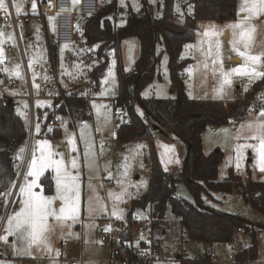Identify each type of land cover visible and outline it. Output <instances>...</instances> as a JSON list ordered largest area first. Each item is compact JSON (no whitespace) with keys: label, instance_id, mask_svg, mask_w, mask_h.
Returning a JSON list of instances; mask_svg holds the SVG:
<instances>
[{"label":"rangeland","instance_id":"rangeland-1","mask_svg":"<svg viewBox=\"0 0 264 264\" xmlns=\"http://www.w3.org/2000/svg\"><path fill=\"white\" fill-rule=\"evenodd\" d=\"M104 3H115L121 8L114 16L117 26L124 24L126 10L140 11L144 6L152 16L160 14L158 7L159 0H99ZM21 4V12L27 14L29 9L28 0H17ZM8 4V0H5ZM243 0H239L240 7ZM179 13L183 21V12L178 6ZM22 15V16H25ZM26 15V16H27ZM20 17V15H17ZM242 17L237 15L234 20H199L196 27L195 40L186 44L182 56L191 58V63L185 69V84L190 99L221 100L231 101L245 96V89H249L254 82L247 76L233 75L231 84L224 85V92L220 93L222 77L219 68L215 74L212 71L211 58H207L208 67L205 68L207 50V37L203 36L206 29L215 26L216 30H223L228 25L237 22ZM22 19V18H21ZM19 20L20 34L25 44L28 64H36L38 71L32 70V84L35 95L34 112L32 114L31 100L29 99V79L26 72L24 60L19 48V38L16 28L12 24L0 26V49L3 50V63L0 69L4 72V77L0 79L2 91L15 97V109L19 111L28 124V137L20 143L14 153L15 167L18 174L14 183L15 188H11V195L5 196V205L0 213V236L6 235L7 217L18 211L22 206L23 197L19 193V187L26 184L25 175L29 171V164L33 158V152L40 156L41 145L38 142L47 141L48 147L44 148V154L51 151L54 155L52 159H63L65 166L75 174L80 172V201L78 219L65 221L59 224L49 218L51 231L47 233V246L52 251L49 252L45 244L33 245L30 249L32 255H18L16 250L26 247L24 241L18 240L14 236V242L0 240V261L3 264H110L108 255L110 246L102 243L97 235L96 229L100 216L116 218L113 212L122 214L123 218H128V207L133 197L143 194L149 185L151 177V156L146 140H134L130 142L122 141L117 133V128L130 121L129 114L124 107H116L115 97L118 91L117 58L114 52H110V61L105 75L101 78L98 91H90L92 83L89 71L95 64V59H85L84 51H89L84 44L82 21L78 27V39L73 44L58 43L51 37L53 34V21H47L48 33L44 23L32 18L30 24ZM249 24L254 26V32L249 45L252 55L264 54V15L253 17ZM35 30L32 31V28ZM27 30H31L33 36H26ZM228 37H221L224 42L225 69L236 67L237 60H228L231 55L227 43ZM205 41V43H201ZM54 48H50L52 44ZM191 47H186V46ZM51 49V51H50ZM203 49V51H202ZM122 68L126 73H130L135 68V63L140 54V40L133 36L122 40L120 44ZM70 52V53H69ZM155 55L159 56L156 65L157 74L153 81L148 83L141 91L142 99H162L172 101L175 94L170 90L171 81L168 68V56L163 47L156 46ZM20 66L21 77L15 75L16 66ZM31 66V67H32ZM90 66V67H89ZM7 69V71H3ZM259 70L264 71V68ZM33 72L36 73L33 80ZM109 72L112 73L109 76ZM39 81H36V78ZM107 78V83H104ZM17 81L18 88H13L10 81ZM246 81V83H244ZM38 85L39 87H37ZM71 93L79 91L84 96H89V101L85 108L73 111V114L55 112V96H59L61 91ZM264 87L258 94V99H249L251 105H259L264 101ZM262 100V101H261ZM39 102V103H38ZM135 112L144 120L146 111L138 100H133ZM139 109V111H138ZM248 117L233 120L229 124L222 126H208L202 134L203 150L211 153L220 150L223 153V160L220 163L218 179L228 176L230 168L243 178L248 175L256 181H264V172L259 169V158L251 148L238 152L237 146L245 143L256 144L257 141L237 139L250 135L247 129L241 132V125L255 122L259 112H252L249 109ZM86 115V116H85ZM49 119L55 121V125L50 124ZM39 125V132H37ZM87 125V127H85ZM55 129L59 130L58 135H54ZM84 131L85 139H81V130ZM153 141L156 154L164 173L177 176L184 167L188 154V146L184 140L174 134H169V139L156 129H152ZM71 141V142H70ZM108 144V145H107ZM91 145L88 159H85V151ZM143 145V147H138ZM164 146H168L167 148ZM24 149L23 152L20 150ZM77 159V169L71 168V161ZM178 161V162H177ZM89 162L92 166L89 167ZM239 165V166H237ZM49 173L53 179V191L51 193L41 192L44 196L56 195L55 171L53 168H46L43 174ZM116 185V186H114ZM126 189V191H125ZM121 193L123 195L121 196ZM176 195L178 198L188 202L196 203L197 198L190 190L187 183L182 180L178 182ZM120 196V199H116ZM4 200V199H3ZM15 201V204H13ZM199 201L217 212L236 214L248 221L250 227L246 230L236 231L232 242H222L208 244L202 241L188 238L180 218L175 215L171 207H168L165 222L154 230V235L159 240L160 261L153 264H181L183 260H194L197 256L208 252H215L216 258L213 264H242L236 259V254L244 248H249L255 237L258 247V257L248 260L245 264H264V213L256 210L241 193L236 190L231 193L212 192L211 195L202 194ZM1 203V200H0ZM54 203L53 207L59 209L61 205ZM132 218L137 222L150 228L151 207L136 208ZM84 244L85 250H82ZM59 250L60 255L56 256ZM63 252V258L61 255ZM83 257V262L79 258ZM102 258V261L98 259ZM7 259V260H6ZM111 264H120L114 260Z\"/></svg>","mask_w":264,"mask_h":264},{"label":"trees","instance_id":"trees-1","mask_svg":"<svg viewBox=\"0 0 264 264\" xmlns=\"http://www.w3.org/2000/svg\"><path fill=\"white\" fill-rule=\"evenodd\" d=\"M178 6L183 12V21ZM158 7L160 14L157 16H152L146 6L140 11L128 9L124 24L117 26L111 15L118 14L121 8L115 3L100 4L98 12L88 16L83 24L84 44L87 49L95 52V64L89 71L92 83L90 91H98L101 78L109 66L110 52H114L118 76L114 105L124 107L130 117L129 122L117 128L118 136L124 142L146 140L151 156L148 188L140 196L131 199L129 217L126 219L130 227L135 228L140 222L132 218L134 210L150 206V222L154 231L165 222L167 209L171 207L172 212L180 218L189 239L210 245L232 242L236 231L250 227L248 221L236 214L217 212L203 205L199 197L202 194L211 195L212 192L231 193L236 190L256 210L264 213V181H256L250 175L243 178L233 168H230L226 178L218 179L223 153L220 150L205 153L202 134L208 126H222L248 117L251 106L249 99H258L264 87V79L254 82L245 91V96L236 100L190 99L185 84V69L192 59L183 57L182 51L186 44L195 40L199 20L236 19L237 0H159ZM133 36L140 40V54L134 70L126 73L122 68L120 44L123 39ZM158 44L168 56L170 90L175 94L172 101L156 98L146 100L140 95V91L157 74L159 56L155 55V50ZM50 48H54V44ZM134 99L144 107L145 120L135 112L132 104ZM54 100L55 112L73 114V111L79 112L85 108L89 96L79 91L65 93L62 90ZM154 126L167 139L169 134H174L188 146L183 170L177 176L166 174L161 169L152 135ZM28 134L27 126L15 112L14 100L0 95V193H8L17 180L14 153ZM58 134L59 130L55 129L54 135ZM182 180L196 196V203L177 197V185ZM41 182L46 193L53 191V179L49 173L41 178ZM5 196H0V211L4 207ZM257 257L255 237L249 248L236 254V259L242 264ZM181 264L213 263L210 254L206 252L203 261L188 259Z\"/></svg>","mask_w":264,"mask_h":264},{"label":"snow or ice","instance_id":"snow-or-ice-1","mask_svg":"<svg viewBox=\"0 0 264 264\" xmlns=\"http://www.w3.org/2000/svg\"><path fill=\"white\" fill-rule=\"evenodd\" d=\"M77 2L78 0H73L74 4ZM121 2H123V0H121ZM12 3L16 8L17 15H19L21 12V4L18 3L17 0H12ZM48 3L51 4V0H48ZM31 7L35 12L37 7L36 0H32ZM0 10H3L5 15L8 14V4L5 3V0H0ZM239 11L240 13H248V15L227 26V28L230 30V36L227 38V43L229 46L228 50L230 53H234L235 56L242 61V63H239L236 67L225 69V46L224 42L221 40V37L225 36V32L223 30L218 31L215 29V26H212L211 28L206 29L203 33V36L208 38V47L206 52H204L206 56L204 67L207 68L209 66L207 63V58H211L212 71L214 74L217 71L218 66L220 75L222 77L221 88L218 89L220 93L224 92V85L231 84V77L233 75L247 76L250 81L264 79V71L259 70L260 68H264V54L252 55L249 51L252 33L254 32V26H251L249 21L253 17L264 15V0H243V4ZM51 19L54 18H50V20ZM53 31H55V28H53ZM0 35H3L2 31H0ZM201 43L203 44L205 41H201ZM186 47L191 46L189 45ZM3 56V50L0 49V63H3ZM227 59L232 60L233 56L228 55ZM31 66L32 64L30 63L29 67ZM3 71H7V69H3ZM15 75L17 77H21L19 65L16 66ZM111 75L112 73L109 72V76ZM35 77L36 73L33 72V80H35ZM104 83H107V78L105 79ZM36 86L39 87L38 85ZM245 91H247V89H245ZM140 115H143V113L140 112ZM36 127L37 132H39V125ZM85 127H87V125H85ZM245 129L248 130L250 135L243 137L238 136L237 139L243 138L245 140H254L257 141V143H245L238 145L237 150L240 152L246 148L253 149L259 158V169L260 171L264 172V107H261L259 110L258 118L255 122L241 125V132H243ZM81 139H85L83 129L81 130ZM38 143L41 145V154L39 157H37L35 151L33 152V158L29 164V171L25 175L26 180H28V177H32V179L28 180L26 184L19 187V193L22 197H24L21 200L22 207L7 217V227L5 229L6 235L0 236V240H3L4 242H8L9 236H15L18 240L25 242L26 247H21L20 249L16 250V254L18 255L31 256L32 253L30 249L32 246H39L40 244H45V246L48 248V251L51 252V247L47 246L46 244L47 233L51 231L52 228V226L49 224V218H52L54 221L62 225L63 222L69 220L75 222L79 215V170L73 174V172L65 166L63 159H52L54 154L51 151H49L47 155L44 154V148L48 147L47 141ZM138 147H143V145H139ZM164 147L167 148L168 146ZM20 151L23 152L24 149H21ZM90 151L91 145H89L85 151L86 160L88 159ZM77 163V159L73 157L71 161V168L77 169ZM88 166L91 167L92 162H89ZM46 168H53L55 171V196H44L41 193L33 191L34 188L39 186L38 180L40 176L43 175V172ZM15 187L16 186L13 185V188ZM11 194V192L0 193V196ZM122 195L123 193H121V196ZM120 198V196L116 197V199ZM56 200L62 202L58 211L53 207V204ZM13 204H15V201H13ZM113 215H115L117 219L123 218L122 214H118L115 211L113 212ZM0 219H3V217H0ZM105 231H111V227H106ZM141 239H143V237H141ZM59 255L60 252L57 250L56 256ZM0 264H3V261H0Z\"/></svg>","mask_w":264,"mask_h":264},{"label":"built area","instance_id":"built-area-1","mask_svg":"<svg viewBox=\"0 0 264 264\" xmlns=\"http://www.w3.org/2000/svg\"><path fill=\"white\" fill-rule=\"evenodd\" d=\"M100 4L99 0H80L79 7H74L73 0H51V4L48 3V0H39V13L35 18L46 25L48 17H55L57 25L56 41L58 43L73 44L77 42L80 23L84 22L88 16L96 14ZM20 19L11 10L7 15L0 14V26L8 23L18 28ZM23 20L28 22L29 17H24ZM82 55L85 59H91L95 57V52L92 50L84 51ZM35 68H38V66L35 65ZM261 107H264L263 103L251 105L250 110L259 112ZM50 124L55 125L56 123L51 120ZM109 226L111 231H105V228ZM149 227L147 228L146 225L139 223L132 229L127 219L103 217L97 226L96 232L99 240L110 246L109 263L111 264L114 260H117L120 264H153L160 261L159 240L154 235L151 222ZM216 256L215 252L210 253L212 261ZM82 259L83 257L80 258V260ZM194 260L197 262L203 261V255L197 256Z\"/></svg>","mask_w":264,"mask_h":264},{"label":"crops","instance_id":"crops-1","mask_svg":"<svg viewBox=\"0 0 264 264\" xmlns=\"http://www.w3.org/2000/svg\"><path fill=\"white\" fill-rule=\"evenodd\" d=\"M29 1V3L27 4V7H29V9L31 8V4H32V0H28ZM8 2H9V6H8V13L12 10L16 15H17V12H16V8L14 7V5H13V3H12V0H8ZM79 2H80V0H78V2L77 3H73V6L74 7H79ZM36 4H37V7H36V10H35V12L33 11V10H31L30 12H28V15L26 16L25 14H23L22 12H20V18H22L21 20H23V18L24 17H29V21L28 22H25L24 20H23V22L24 23H27V24H30V22H31V19L32 18H35V16L36 15H38V13H39V0H36ZM101 4H106V3H104L103 1L101 2ZM237 9H238V13H239V15L241 16V17H244V16H246V15H248V13H240V5H239V0H237ZM0 14H5L4 12H3V10H0ZM22 15H25V16H22ZM50 18H54V19H51L50 20ZM53 21V23H52V26H53V28H55V31L53 32V34H51V37L52 38H54L55 40H56V29H57V25H56V18L55 17H48L47 19H46V25H44L45 27V30H46V32L48 33V24H47V21ZM10 25V24H9ZM14 26V25H13ZM15 27V26H14ZM16 28V27H15ZM16 30H17V33H18V38H19V48H20V51H21V55H22V59L24 60V64H25V67H26V72H27V75H28V79H29V86H30V88H29V99L31 100V109H32V114H33V112H34V100H35V95H34V91H33V84H32V70H35V71H38L39 69L38 68H35V65L36 64H34L32 67H29V60H28V58H27V53H26V49H25V44H24V41H23V39H22V37H21V34H20V27L18 26V28H16ZM35 30V27H33L32 28V31H34ZM31 30H27L26 32H27V35H25V37L27 36H33L31 33H33ZM224 32H225V37H229L230 36V30L228 29V28H225L224 29ZM263 33H264V29H263ZM70 53V52H69ZM232 56H233V61L234 60H237V62H242L238 57H236L235 56V54L234 53H232L231 54ZM4 77V72H2V70L0 69V79H2ZM36 81L38 82L39 81V78L37 77L36 78ZM9 83H11V86L13 87V88H18V83H17V81H14V80H12V81H10ZM0 95H3V96H6V97H9V98H11V99H13L14 100V102H15V105H16V100H15V97L14 96H12V95H10V94H7V93H5V92H3L2 91V86L0 87ZM57 96H55V98H56ZM54 98V99H55ZM262 101V100H261ZM262 103L264 104V101H262ZM15 112L22 118V120L24 121V123H25V125L27 126V128H28V124H27V121L24 119V117L22 116V114L19 112V111H17L16 109H15ZM24 141V140H23ZM22 141V142H23ZM45 175V173L42 175V176H40V178H39V180H38V187H36V188H34L33 189V191L34 192H37V193H41V192H43L44 191V189H43V185H42V182H41V178L43 177ZM251 176V175H250ZM252 177V176H251ZM32 179V177H28V180H31ZM28 180H26V183L28 182ZM45 192V191H44ZM43 192V193H44ZM46 193V192H45ZM44 193V194H45ZM6 198H7V196H6ZM24 198V197H23ZM60 201L59 200H56L54 203H59ZM6 203V202H5ZM5 203H4V205H5ZM22 207V206H21ZM3 210V209H2ZM2 211H0V213H1ZM103 217H105L104 215H102V216H100L99 217V219H98V221L100 222V220L103 218ZM99 222H98V225H99ZM10 242H14V236H11V238H10ZM160 248V247H159ZM82 250H85V247H84V244L82 245ZM1 252L2 251H4V250H0ZM62 253V255H61V258H63L64 256H63V252H61ZM1 255H3V253H1ZM82 256H80L79 258H76V259H80ZM7 260V259H6ZM84 260L82 259L81 260V262H83ZM98 261H102V258H100V259H98Z\"/></svg>","mask_w":264,"mask_h":264},{"label":"water","instance_id":"water-1","mask_svg":"<svg viewBox=\"0 0 264 264\" xmlns=\"http://www.w3.org/2000/svg\"><path fill=\"white\" fill-rule=\"evenodd\" d=\"M153 129H155V130H156V129H157V128H156V126H154V127H153ZM216 151H218V150H216Z\"/></svg>","mask_w":264,"mask_h":264}]
</instances>
